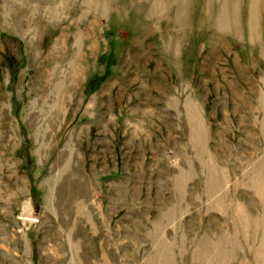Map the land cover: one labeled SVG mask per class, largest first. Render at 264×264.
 <instances>
[{"label": "rangeland", "instance_id": "rangeland-1", "mask_svg": "<svg viewBox=\"0 0 264 264\" xmlns=\"http://www.w3.org/2000/svg\"><path fill=\"white\" fill-rule=\"evenodd\" d=\"M263 117L264 0H0V264H155L180 234L175 264L203 235L217 264L220 232L222 263L260 264ZM204 148L238 216L209 206Z\"/></svg>", "mask_w": 264, "mask_h": 264}, {"label": "bare ground", "instance_id": "bare-ground-1", "mask_svg": "<svg viewBox=\"0 0 264 264\" xmlns=\"http://www.w3.org/2000/svg\"><path fill=\"white\" fill-rule=\"evenodd\" d=\"M46 72L48 73L49 71L46 70ZM75 77L76 76H70L72 82H74ZM187 112H188V118L191 121L190 140H191V143L193 145L195 152L198 155V153L202 150V149H199V145L203 141V123L199 122L198 115L196 114V110L194 108L192 110H190V108L187 107ZM261 123H262L261 136L264 138V117L262 118ZM204 150H205V148L203 149V151L199 157V163L201 164L200 166H202V168L205 170V173H206L205 190H206L207 194L209 195V197H211V199L209 201V206L212 209H215V211L221 212L222 215L225 214V212H227L230 214L233 213L236 216H238L239 213L241 212L239 206L238 205L235 206V204H233V203L230 205L231 200H229V196H228L229 201L225 200V196L228 192L224 193L223 190H221L222 185H223V181H224V173L222 172L221 169L217 168L214 165V163L211 159H209L207 161L205 160L203 162L202 157L204 154H206ZM206 158L208 159V155ZM203 159H205V156L203 157ZM192 173H193V171L191 168H187L186 170H181V173L177 176V178L175 179V182H174L176 192H178V193L181 192V194L179 195L180 201L177 204V211L180 214L178 222L180 221V217L182 216V213H183V210L181 209L180 204H182V202L185 200V197H186L185 189L183 190L185 185H183L182 182L184 181L186 176L190 177L192 175ZM246 176L249 177V182H251L253 184V186L256 188V190H258V193L260 195L264 196V178H263L264 177V155L260 159L257 160L256 164L253 163L252 166H250L248 168V172H247ZM257 179H258V181H257ZM259 181H262V184L260 185V187H258ZM75 184H76V182H75ZM182 190H183V192H182ZM78 194L82 195L81 192H78ZM229 195H230V193H229ZM72 197H74V196H72ZM263 201H264V197H263ZM79 204H82V200H80ZM30 209H31L30 205L27 202H25L23 205L24 214L29 215ZM79 209L82 210L83 209L82 206L79 205ZM82 213H83V210H82ZM226 217H228V216H226ZM263 219H264V215H263ZM94 220H95V218H94ZM236 220H238V218H236ZM91 224H92V227H94V223L92 221H91ZM179 224H180V222H179ZM243 227L244 226H241V229L244 230L245 232H247V228L243 229ZM99 233L103 234V230L100 229ZM153 234H154V232H153ZM226 235L227 234L225 232L224 233L220 232L219 242H220V244L223 245V248L221 246L220 252L217 251V253H216L220 257L219 262H217V264H225L222 262L231 257L232 252L227 251V248L232 249L234 251H237V248H238L237 239L236 238H230L229 239ZM178 236H179L178 238L176 237L175 239H173V243H169V244L164 240V238L159 237V236H157L155 238L153 236V246L155 244V250L152 253V256H153V259L155 261V264H175V262L173 261L174 255H173V253H171L169 251V247L171 248V246H175V244L178 241V239L180 238L181 234ZM245 237H247V236H245ZM258 239H259V241H258L259 245L257 247V254H256L257 259L256 260L260 264H264V231L263 230L260 231V235L258 236ZM227 242L229 243L230 247L228 246ZM211 246H212L211 242L206 237H204V235L200 237V240L197 242L196 246L194 247L193 251L191 252L192 261L194 262V264H208L209 263V261L212 257V254L210 253ZM180 249H181V247H180ZM222 257H223V259H222ZM96 264H98V263H96ZM243 264H247V263H243Z\"/></svg>", "mask_w": 264, "mask_h": 264}]
</instances>
